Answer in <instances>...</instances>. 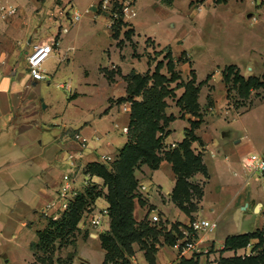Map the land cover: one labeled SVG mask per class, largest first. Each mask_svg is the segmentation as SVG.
Returning a JSON list of instances; mask_svg holds the SVG:
<instances>
[{
	"label": "crops",
	"instance_id": "obj_1",
	"mask_svg": "<svg viewBox=\"0 0 264 264\" xmlns=\"http://www.w3.org/2000/svg\"><path fill=\"white\" fill-rule=\"evenodd\" d=\"M96 1L79 0L77 3L81 6L80 10H85ZM153 2L161 12L165 8L173 12L181 2L188 5L194 9L190 22L195 28H199L200 23L206 25L214 18L230 19L231 12H238L240 17L248 18L254 24H263L252 35V39L258 44L264 43V0H174L171 5L163 0ZM5 3L18 6L19 12L10 20H3L0 16V264H18L19 258L14 247L22 248L20 241H26L29 236L30 240L35 237L32 242L37 241V232L46 226L47 220L43 218L48 219L49 216L42 210L56 200L62 186L66 172V152L70 156L81 151L74 134L79 132L89 139L88 148L76 160L80 170L76 187L83 190L89 180V184L94 183L107 192L103 178L91 176L86 173V168L91 163H103L104 155L117 157L129 141V134L124 133L123 129L130 126L131 112H124L123 103L118 102L128 95L125 77L143 59L149 60L146 71L134 69L135 72L142 75L149 71L153 73L163 58L150 64V53L171 48L176 68L187 82L191 78V71L195 70L193 67L190 69V65H193L196 56L185 43L172 36L145 34L142 37L139 27L143 23L135 20L138 16L127 21L128 26L123 29L119 39L114 38V30L109 27L106 16L93 19L91 15L75 24L69 33L58 36L59 23L54 20L53 14H56L55 9L61 0H5ZM205 5L212 7V10L205 12ZM172 20V26L177 27L179 17ZM128 29L134 32L132 40L139 56L135 55L133 44L125 37ZM55 38L57 44L54 55L43 67L48 78L36 81L29 73L28 54L34 44ZM97 40L110 42V48L103 49L108 52V65L98 62L94 66L92 63L94 51L99 50ZM124 41L121 48L119 43ZM147 42H152V46L149 47ZM127 65L130 69L125 71ZM230 65L237 66L245 78L262 77L264 74L262 63L257 67H249V70L245 68L246 71L236 64ZM104 70L116 72L113 82L108 80ZM222 71L219 67L214 68L205 79H199L195 70L197 83L203 84L199 95L203 123L196 130L200 141L193 143V150L202 155L208 169V178L199 173L193 179L205 182L199 210L191 213L190 217L173 202L172 193L177 178L169 161H162L156 170H144L148 182H143L144 179L136 175L140 184L148 187L146 191H140L145 205H141L139 199L135 201L134 216L138 222L152 212L159 214L168 228L176 223L181 224L180 229L186 228L202 217L218 223L217 231L204 234L205 242L200 251L186 258L195 257L199 260L198 264H220L221 258H231L246 252L247 248L226 250L227 238L264 227V193L260 192L257 185H253L254 182H263L258 176L249 174L242 163L248 155H264V123L254 125L260 118L252 122L257 118L254 107L264 100V89L251 93L249 100L253 103L245 112L228 118L233 107L228 105L230 92ZM162 73L169 76L167 72ZM209 76L211 78L208 80ZM57 79H67L59 82L57 87L65 92L68 100L65 102L66 112L73 115L72 121L79 127L74 134L65 125L61 126V135H55L56 130H51V127L59 126L52 117L59 116L62 111V107L57 106L56 93L51 88ZM46 81L47 87L43 84ZM184 91V88L175 91L179 93L177 100ZM43 104L45 109H50L51 118H48L50 115L42 117ZM253 112L255 118H251L253 127L250 128L248 119ZM167 113L177 118L170 123L167 128L169 134L163 141L165 150H170L174 144L178 146L183 142L187 129L191 127L190 121L195 120V117L186 113L181 118L184 111L177 105L167 108ZM62 120L65 121V116ZM233 124L240 126L235 127ZM108 207L105 197L97 199L90 218L84 216L79 228L86 225L84 220H87V226H91V217L102 214L103 224L99 231H108L111 220L109 214L103 213ZM90 237L101 247L100 264H104L105 251L100 236L90 233ZM134 248L136 253L131 262L148 264L144 251L138 245ZM85 252L88 257L86 264H93L94 257L89 248ZM33 259L30 245V252L26 248L22 263L32 264ZM177 260L178 249L175 246H159L156 264H175Z\"/></svg>",
	"mask_w": 264,
	"mask_h": 264
},
{
	"label": "trees",
	"instance_id": "obj_2",
	"mask_svg": "<svg viewBox=\"0 0 264 264\" xmlns=\"http://www.w3.org/2000/svg\"><path fill=\"white\" fill-rule=\"evenodd\" d=\"M163 1L168 5L174 2V0ZM127 26V23L120 20L114 28V38L119 39L121 32ZM133 33V30L128 29L125 31V37L135 48L132 40ZM122 44L123 42H120L119 46ZM160 54H165L164 58L157 63L153 73L149 71L142 75L134 71L125 77L128 83V95L120 98L118 102L131 100L133 103L129 126V133L132 132V136L129 135L128 143L112 164L91 163L86 168V173L91 176L103 178L107 192L100 189L98 185L90 183L58 220L47 219L45 228L37 232V241L31 244L34 259L38 258V251L50 254L48 258H40V263L55 264L52 258L55 244L58 241L63 246L72 244L71 238L74 237L84 213L90 210L97 199L105 197L109 203L111 223L110 229L100 235L101 245L105 251L104 264H132L131 258L136 253L135 245L144 251L148 264H156L159 246L164 244L174 246L182 238L181 224H172L171 228H168L166 222L153 224L148 217L141 222L135 219L136 199H139L141 205H145V201L138 192L140 180L136 176V170L142 165L156 170L162 161H169L173 165L177 178L172 193L173 202L190 217L191 213L199 210L198 204L203 199L204 191L193 183L192 179L199 173L208 178V169L202 155L193 150V143L200 141L196 130L203 123L199 103L203 84L197 83L195 70L191 71L189 81H182L171 48L162 50ZM164 68L170 76L162 73ZM104 72L110 82L115 80L116 72L109 70ZM222 72L229 92L232 89L235 90L243 101L240 106L246 105L245 101L249 100L253 91L264 89V74L262 77L245 78L235 65L226 66ZM210 78L211 76L208 80ZM173 83L177 84L176 88L185 89L183 95L177 100V105L184 111L181 118L188 113L194 116L195 120L190 121L191 127L187 129L183 142L176 148L165 150L163 141L169 134L167 128L177 119L174 115H167V99L176 96L175 88L171 87ZM254 241L257 243L253 250L261 249L258 254L245 258L237 256L221 258L220 264H264V228L228 237L226 250L244 249ZM198 263L199 260L193 257L183 258L175 264Z\"/></svg>",
	"mask_w": 264,
	"mask_h": 264
},
{
	"label": "rangeland",
	"instance_id": "obj_3",
	"mask_svg": "<svg viewBox=\"0 0 264 264\" xmlns=\"http://www.w3.org/2000/svg\"><path fill=\"white\" fill-rule=\"evenodd\" d=\"M74 2L76 3V8L80 10L81 6H79V4L77 3L79 2V0H74ZM136 9L138 11V15H137L138 17L136 16L137 18H135V20L141 21L143 23L139 27V30L142 33V37H144L145 34L149 36H156V37H160V36L171 37L172 36L173 38H177V40L185 43L184 45L186 47H189L192 53H194V56H196L193 65L190 62L191 63L190 69L193 67L196 70V73L199 79H205L208 73H210V71H212V69L214 68L219 67L220 69H224L227 65H230V64H236L239 67H243L244 71H246V69L249 70V67H257L256 65H259V63H262L264 65V60L262 57L264 56V53H263L264 43L260 42V44H258L254 42L252 39V35H254V33L257 30H259L261 26H263V24H254L248 18L240 17L238 15V12H231V17H229L230 19L214 18L213 20H210V22L207 23L206 25H204L203 23H200L198 25L199 28H195V26L191 24L190 22L192 19V12L194 9H190L188 5H184L182 2L179 5H177V7L175 8L173 12H171L170 8L168 9L165 8L164 9L165 11L161 12L159 11V9L155 8L153 0H136ZM203 10L205 12L210 11L212 10V7L210 8L208 5H205L203 6ZM178 17H179V21H177V23L179 22V24L177 27L174 28L172 26V22H173L172 19L178 18ZM109 40L113 43V40L111 38H109ZM96 43L99 45L97 47L99 50L94 51V54L92 56L93 58L92 63L94 64V66L98 62H101L104 65L106 64L108 65L109 64L108 63V52L106 53L103 49L110 48L109 46L110 42L108 43L107 41L97 40ZM124 43L125 41L123 42L122 46H120L121 48H123ZM147 44L149 47L152 46V42H147ZM181 44L182 43L180 42L179 45ZM134 50L136 52V56H139L137 55L136 46ZM151 54L152 56L149 57L150 61H157L159 58L162 60V58H164V55H165V54L161 55L160 52L158 51L152 52L150 53V55ZM148 63H149V60L147 59L141 60V64H135L133 70L131 68L130 73L136 70L140 72H145L146 67L148 66ZM247 65H248V68H247ZM128 68L130 69L129 65L125 66L124 67L125 71H127ZM162 72H167V69L164 68ZM181 73L183 72L181 71ZM189 77L187 78L189 79ZM181 78L183 79L182 81L185 82L183 75L181 76ZM65 81H67V79H57L55 80V82H53V85L51 87L52 90L56 93L57 104H58L57 106L62 107V111L60 112V115L59 116L54 115L52 117L53 122L56 125H59V126L51 127V130H54V129L56 130L54 132L55 135L57 134L61 135L62 125H65L67 130H69V132L73 134L77 132L76 131L77 129H79V127L77 128V126L72 121L73 115L69 113L68 111L66 112L67 106L65 102H67L68 100L66 99L65 92L57 87V84L59 82H65ZM43 84L45 87L48 86L47 81L43 82ZM176 85H177L176 83L172 84V87L175 88V91L178 90V88H176ZM175 94H176L175 97L168 98V108L174 107L175 105H177V97L179 93L175 92ZM242 102L243 101L240 99L239 94L235 90L232 89L230 92L228 105H232L233 112H229L228 118H234L237 116V114H242L253 103L252 100L251 101L247 100L245 101V104H246L245 106H240ZM42 109H43L42 117L43 116L48 117L50 115L48 118H51V114L49 113L50 109H45V104H43ZM254 109H256L257 118L255 121H252V122H257L258 118H260V120L254 125H260L261 122L264 123V100L257 103ZM254 114H255L254 112L251 113L248 119V122H249L248 126L250 128L253 127V125L250 123H252L251 118L253 117L255 118ZM63 116H65V121L62 120ZM238 126L240 125H237V126L235 125V127H238ZM50 135L53 136L52 133H50ZM129 135L132 136V132L131 134L129 133ZM159 135L162 136L163 134L159 133ZM66 154H67V157H66L65 165H64L66 168V172L64 174L70 173V171L68 170L71 167V161L68 160V156H69L68 152H66ZM115 158L117 159V157ZM148 169L149 167L147 165H142L139 169L136 170V175L144 179L142 180L143 182H148L147 179H145L144 177L146 176L144 175L145 174L144 170H148ZM258 175L259 174H256L255 176H258ZM193 183H195L202 189L205 184L204 180H200V181L193 180ZM91 184H94V183H91ZM141 185L142 184H140V186ZM253 185H257L260 192L264 193L263 183L254 182ZM138 192L142 197L143 194H141L139 189H138ZM57 198H58V194L55 199ZM90 212L91 210H87L84 213V216L88 218L89 217L88 214ZM151 215H152V212L148 216V220H150ZM206 219H209V218L206 217ZM43 220L46 221L47 219L43 218ZM84 222L86 223V225L82 228L78 227L77 231L74 234V237L71 238V240H73L72 244L63 246L60 241H58L55 244V250L53 252V257H52L55 264H62V263L64 264H86L88 257L86 254L87 252L85 251L86 250L88 251V248L94 257V260H92L93 264H100V256H101L102 249L100 246L97 245L96 241H93V239L90 237V233L98 234L100 236L104 232H101V233L99 231L94 232L91 226H87V220H84ZM161 222L165 224L162 218H161ZM30 239L31 238L29 236L26 240L29 242H26L23 240L20 241V243L22 244L21 245L22 248L14 247L18 255V258H19L18 264L22 263L23 257L24 255H26V248L30 252V245L33 243L32 241L35 240V237L32 240ZM27 243H29V246H27ZM256 243L257 241H254L252 244H250L251 247L250 246L246 247L247 248L246 252L238 256L236 255V256L245 258L248 256H253V255L258 254V252H260L261 249L253 250ZM48 256H50L49 253L44 254L43 251H38V258L33 259L32 264H42L40 263L41 262L40 258H48ZM136 259L138 262L140 261L138 257ZM137 261L135 262L137 263ZM132 264L134 263L132 262Z\"/></svg>",
	"mask_w": 264,
	"mask_h": 264
},
{
	"label": "built area",
	"instance_id": "obj_4",
	"mask_svg": "<svg viewBox=\"0 0 264 264\" xmlns=\"http://www.w3.org/2000/svg\"><path fill=\"white\" fill-rule=\"evenodd\" d=\"M55 10L56 14H53V16L54 20L59 23L58 36L69 33L72 27L87 15L93 16V19L106 16L108 18L109 27L112 30H114L120 20L127 23V21L138 15L136 0H97L85 10L77 9L73 0H61V4H58ZM18 12V6L14 4H6L5 0H0V16L3 20H10L17 16ZM56 44L57 40L55 38L33 45L28 54V69L34 80L42 81L48 78V74L43 67L46 61L55 52L54 47ZM132 105L133 103L131 100L125 101L122 104V110L129 113L131 112ZM123 132L128 134L129 128L125 127ZM74 138L80 143V154H70L71 171L63 176V183L59 190L58 198L48 203L42 210V213L48 215L49 218L54 220H58L69 209L73 200H75L80 192H82V189L75 185L76 178L80 172L76 160H78L79 155H82L84 150L88 148L89 139L79 132L74 134ZM173 147L176 148L177 145L174 144ZM115 160L116 158L110 155L102 156L104 164H112ZM242 163L249 174H259L258 178L264 184V155H248L243 158ZM89 177L90 175H88V178ZM88 181L85 187H83V190L89 185ZM147 189L148 188L145 185H141L139 188L140 191H146ZM52 210L53 213H51ZM90 210H92V208H90ZM103 213L104 215H107L109 214V211L105 210ZM88 216L90 218V213ZM102 218V214H97L91 217V226L94 230L99 231L101 229L103 224ZM150 221L153 224L160 223L161 217L158 214H152ZM217 228L218 223L216 221L206 218H198L188 227L181 228L180 231L182 233V238L174 245L178 249V260L175 263L200 251L199 249L201 245L205 242L204 234L213 233Z\"/></svg>",
	"mask_w": 264,
	"mask_h": 264
}]
</instances>
